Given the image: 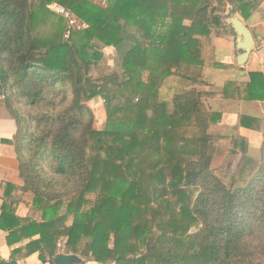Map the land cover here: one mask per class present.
<instances>
[{"label": "trees", "instance_id": "trees-1", "mask_svg": "<svg viewBox=\"0 0 264 264\" xmlns=\"http://www.w3.org/2000/svg\"><path fill=\"white\" fill-rule=\"evenodd\" d=\"M261 1L0 0V103L17 125L24 181L5 184L0 229L8 245L28 239L0 264L33 253L56 264L60 241L83 264H264V139L258 160L213 168V148L246 153L248 143L207 132L219 115L196 89L212 65L206 42L228 38L224 18L247 19ZM51 2L88 26L65 38ZM105 48L119 61L94 76ZM250 75L257 93L261 74ZM239 92L228 82L218 95ZM27 191L39 218L16 215Z\"/></svg>", "mask_w": 264, "mask_h": 264}, {"label": "crops", "instance_id": "crops-1", "mask_svg": "<svg viewBox=\"0 0 264 264\" xmlns=\"http://www.w3.org/2000/svg\"><path fill=\"white\" fill-rule=\"evenodd\" d=\"M239 17L250 29L255 40V45L250 52L243 67L238 66L237 56L239 51L235 46V36L228 34L226 39L208 40L204 49L207 62L212 65L203 70L202 83L196 85V89L205 93L201 101L207 112L219 115V119L209 124L207 132L211 135L222 137L238 136L244 138L248 145L246 153L241 150L233 152L229 147L217 146L212 150V167L223 168L229 171H237L245 157L255 160L260 158V148L264 139V0L256 10L244 19L238 12L233 13ZM260 73L261 77L255 78L257 93L249 90L248 84L251 75ZM236 83L240 87V94L246 97H222L218 94L224 92L226 83ZM229 87V94L233 93ZM207 94H215L210 96ZM254 95V98H248ZM17 132L15 120L9 114L6 107L0 103V213L4 197L8 194L5 184L22 187L24 181L18 171V161L12 140ZM216 162V164H215ZM17 191V190H16ZM33 194L29 191L21 196L16 209L19 217L39 218L33 208ZM8 232L0 229V259L8 261L14 249L28 242V239L16 242L12 245L6 243ZM34 238H38L36 235ZM63 242V245L62 243ZM65 241L58 244V254L64 253ZM82 258V257H81ZM18 264H45L38 253H33L19 259Z\"/></svg>", "mask_w": 264, "mask_h": 264}, {"label": "water", "instance_id": "water-1", "mask_svg": "<svg viewBox=\"0 0 264 264\" xmlns=\"http://www.w3.org/2000/svg\"><path fill=\"white\" fill-rule=\"evenodd\" d=\"M225 25H227V27H229L234 33L235 46L239 51L237 64L238 66L243 67L255 45L252 32L243 21L233 13H230L226 17ZM53 260L56 264H83L84 262L83 258L69 252L60 253L56 255Z\"/></svg>", "mask_w": 264, "mask_h": 264}, {"label": "rangeland", "instance_id": "rangeland-1", "mask_svg": "<svg viewBox=\"0 0 264 264\" xmlns=\"http://www.w3.org/2000/svg\"><path fill=\"white\" fill-rule=\"evenodd\" d=\"M95 1L97 3H100V4H105V2H106V0H95ZM225 19L226 18H224V23H225ZM87 26L88 25L86 24V27ZM227 31H228L229 34H231V35L233 34L234 35V33L232 32V30L229 27H227ZM210 40H212V39H210ZM104 53H105L104 62H102L100 64V66H98V68H93L92 71H91L92 75H94V76H98V75H100V73H105V72L111 71L114 68L115 63H117L119 61V53L115 49L105 48L104 49ZM172 84H176V82L172 81ZM162 93H163L162 98H164V99H170V97L172 95V92L171 91H167V90H164ZM90 105H91L92 109L95 112L94 127L96 129H102L104 127V125H105V122H106L105 121L106 120V112H105V109H104V106H103L102 98L101 97H96L90 103ZM22 109H25V108L22 106ZM215 164H216V162H215ZM212 165H213V162H212ZM61 243L63 245V242H61Z\"/></svg>", "mask_w": 264, "mask_h": 264}, {"label": "built area", "instance_id": "built-area-1", "mask_svg": "<svg viewBox=\"0 0 264 264\" xmlns=\"http://www.w3.org/2000/svg\"><path fill=\"white\" fill-rule=\"evenodd\" d=\"M47 7L52 10L57 15L65 19L67 24L66 31L64 34L65 38H68L71 31L74 29H82L86 27V23L79 20L69 9H66L64 6L60 5L57 2H51Z\"/></svg>", "mask_w": 264, "mask_h": 264}]
</instances>
